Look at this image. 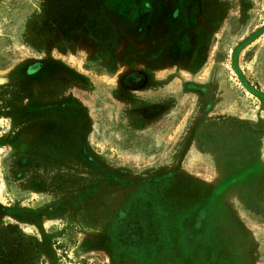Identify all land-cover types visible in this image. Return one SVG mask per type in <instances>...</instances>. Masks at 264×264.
Listing matches in <instances>:
<instances>
[{
  "label": "rangeland",
  "instance_id": "rangeland-1",
  "mask_svg": "<svg viewBox=\"0 0 264 264\" xmlns=\"http://www.w3.org/2000/svg\"><path fill=\"white\" fill-rule=\"evenodd\" d=\"M0 264H264V0H0Z\"/></svg>",
  "mask_w": 264,
  "mask_h": 264
},
{
  "label": "crops",
  "instance_id": "crops-1",
  "mask_svg": "<svg viewBox=\"0 0 264 264\" xmlns=\"http://www.w3.org/2000/svg\"><path fill=\"white\" fill-rule=\"evenodd\" d=\"M146 1H150L151 2V1H154V0H146Z\"/></svg>",
  "mask_w": 264,
  "mask_h": 264
},
{
  "label": "trees",
  "instance_id": "trees-1",
  "mask_svg": "<svg viewBox=\"0 0 264 264\" xmlns=\"http://www.w3.org/2000/svg\"><path fill=\"white\" fill-rule=\"evenodd\" d=\"M104 12V11H103ZM106 13V12H105ZM106 15H107V13H106Z\"/></svg>",
  "mask_w": 264,
  "mask_h": 264
}]
</instances>
